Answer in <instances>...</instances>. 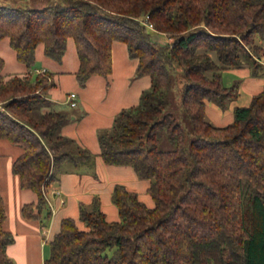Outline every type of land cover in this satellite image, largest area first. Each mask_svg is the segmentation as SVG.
<instances>
[{"label":"trees","instance_id":"obj_1","mask_svg":"<svg viewBox=\"0 0 264 264\" xmlns=\"http://www.w3.org/2000/svg\"><path fill=\"white\" fill-rule=\"evenodd\" d=\"M40 1V7L0 3V39L8 38L26 66L24 73L2 74L0 56V140L19 148L11 172L20 188L36 194V201L22 204L21 216L47 224L45 188L58 179L62 162L77 172L94 169L96 155L61 133L72 114L46 96L53 72L33 70L39 43L60 61L69 37L81 85L93 74H110L114 40L137 59L135 76L150 77L138 102L98 130L97 155L152 179L147 192L154 202L148 206L136 191L114 183L110 201L118 219L108 220L95 203H80L78 217H62L51 234L43 264H264V82L247 104L232 108L228 123L206 119L208 101L224 109L238 95L239 82L224 84L222 68L239 67L245 57L264 69V0ZM153 31L168 41L159 42ZM175 66L184 79L187 132L165 110ZM160 128L170 148H159ZM6 220L0 192V264H13Z\"/></svg>","mask_w":264,"mask_h":264},{"label":"crops","instance_id":"obj_2","mask_svg":"<svg viewBox=\"0 0 264 264\" xmlns=\"http://www.w3.org/2000/svg\"><path fill=\"white\" fill-rule=\"evenodd\" d=\"M0 56L4 60L2 74L26 72L25 64L16 59L15 51L9 45L7 37L0 39ZM111 61V72L107 77L93 74L84 86H80L74 74L78 67V57L72 38L67 39L66 49L60 61L47 57L43 52L42 43L35 48L33 70L38 72L47 69L53 72L55 84L46 92L50 101L67 103L68 95L64 93L68 91L75 93V102L80 104L81 109L71 113V118L62 125L61 133L75 139L96 156L93 171L80 169L78 172H60L56 186L51 189L53 196L48 199L51 216L46 225H41L38 219H25L21 216L22 204L36 201V194L29 188H20L17 177L11 172V162L18 154L19 148L6 139L0 140V192L7 208L6 228L13 235V241L7 245L6 253L13 264H43L49 254V238L58 230L61 218H77L79 204L91 201L95 190L104 192L101 199L105 205L100 208L106 218L118 219L117 208L110 201V192L116 182L101 181L100 171H105L108 178L124 174L133 177L134 171L127 165H110L102 161L97 155L100 150L97 132L109 127L114 115L122 107L138 102L140 92L150 84V77L135 76L137 59L129 56L126 44L122 41L114 40L111 43ZM263 81L264 78L244 79L243 87L249 91V101L252 94L260 89ZM50 107L51 104L45 105L41 110L47 111ZM231 110L216 114V120L225 119L229 122Z\"/></svg>","mask_w":264,"mask_h":264},{"label":"rangeland","instance_id":"obj_3","mask_svg":"<svg viewBox=\"0 0 264 264\" xmlns=\"http://www.w3.org/2000/svg\"><path fill=\"white\" fill-rule=\"evenodd\" d=\"M3 2H10L12 5H21V6H23V5L24 6H33V7L42 6L41 5L42 3L40 0H0V3H3ZM152 34L159 42L165 43L166 41H168V38L162 33L153 31ZM211 55L213 56L214 59H216L214 56V53H211ZM243 70L247 71V72L243 73L242 72ZM221 74H222L223 83L226 85L232 84L235 81L239 82L238 95L235 98H233L232 100H229L224 109L220 108L219 106H217L212 101L207 102L206 119L215 125H224V124L228 123L225 119L220 120V121L216 120L217 119V118H215L216 114L226 113L227 111H230L234 105H244V104H247L249 102V99H248L249 91L243 87V83H245L244 79L246 77H251V78H255V79L264 78V69H263V66H260L259 68L257 67L256 69H254L251 66L249 60L248 59L246 60V58L243 57L239 67L222 68ZM173 75L174 76L172 78V82H171L169 89H168L167 104H166L165 110L171 111L174 114L176 120H178L181 123V125L183 126V128L187 132L189 129V119H188V116L183 112L181 104H180V93H181V87H182L184 79L182 77L181 72L179 71V67L175 66V71H173ZM78 84L80 86L85 85V84L81 85L79 82H78ZM64 94L67 96L68 91H65ZM52 104H53L54 108L62 109V110L68 111L70 113H74L76 109H77V111L79 109H81L80 104H76V106H70L68 101H67V103H61V104L60 103H52ZM80 114H82V112ZM159 134H160L159 144H158L159 148H161V149L170 148L171 144L167 141L163 128L159 129ZM186 135H187V139H188V136H190V134H186ZM128 167H129V169H132L130 166H128ZM90 168H92V171H93V166ZM63 170L76 171L73 163L64 161L61 164H59L58 167H56L55 176L56 175L58 176L60 171H63ZM100 173L102 175L101 181H103L105 183H107L109 181L120 182V183L124 184L125 186H127L128 188L135 190L137 192L139 198L141 200H143L148 206L153 205V203H154L153 199H152L150 193L147 192V187L150 184V181L152 179L139 178L134 172H133V174H134L133 177H131L129 174H124V175H119V176H113L110 178L107 177L108 174L105 171L101 170ZM56 184H57V179L53 178L52 180H50L49 184L46 186L45 189H46V195H47L48 199L52 198L53 194L51 193V189L54 186H56ZM103 195H104L103 191H96L95 190L93 192L92 200L89 202H82L81 204L84 205V207H86V208H90L92 206V203L97 204L99 207H101V205L104 206L105 202L103 201V199H101V196H103Z\"/></svg>","mask_w":264,"mask_h":264},{"label":"built area","instance_id":"obj_4","mask_svg":"<svg viewBox=\"0 0 264 264\" xmlns=\"http://www.w3.org/2000/svg\"><path fill=\"white\" fill-rule=\"evenodd\" d=\"M261 62L264 63V57L261 58ZM68 101H69V104L71 106H74L76 104V102H75V93L74 92L68 93ZM45 197H46V199L48 201V198H47L46 194H45Z\"/></svg>","mask_w":264,"mask_h":264}]
</instances>
